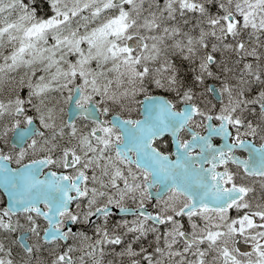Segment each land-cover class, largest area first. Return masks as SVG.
I'll use <instances>...</instances> for the list:
<instances>
[{
    "label": "snow or ice",
    "instance_id": "obj_1",
    "mask_svg": "<svg viewBox=\"0 0 264 264\" xmlns=\"http://www.w3.org/2000/svg\"><path fill=\"white\" fill-rule=\"evenodd\" d=\"M0 172V264H264V0H0Z\"/></svg>",
    "mask_w": 264,
    "mask_h": 264
},
{
    "label": "flooded vegetation",
    "instance_id": "obj_2",
    "mask_svg": "<svg viewBox=\"0 0 264 264\" xmlns=\"http://www.w3.org/2000/svg\"><path fill=\"white\" fill-rule=\"evenodd\" d=\"M154 94H164V95H167V93H160V92H156ZM171 98V97H169ZM140 99H142V96L140 97ZM66 107H69V106H66ZM139 107H137L135 109V111L133 112V117L134 118H138V114H139ZM82 122V118H77V123H81ZM248 139H251V137H248ZM167 140V144L164 143V141ZM213 142L214 143H219L220 142V139L219 137H213ZM255 143H260L261 141L259 140V138L256 139V141H254ZM157 144V146L161 147L162 150H169V151H173L174 150V145H171V138L168 137V136H165V137H160V138H157V140L154 142ZM194 151H199V149H194ZM247 152L244 151V150H240L237 152V155H241V156H247ZM171 158L175 159V156L173 155ZM26 162V161H25ZM9 167L11 168H17L19 167V165H17L15 163V161L13 160L12 162H10L9 164ZM55 170V169H53ZM43 171H47V168L43 169ZM3 180H4V174L2 172H0V207H3V205L5 203H7L8 201V196L4 190V183H3ZM42 206V205H41ZM132 207H134V205H130ZM131 218V217H129ZM46 226V223L42 222L41 223V227H44ZM41 235H43V233H41ZM31 242V241H29Z\"/></svg>",
    "mask_w": 264,
    "mask_h": 264
},
{
    "label": "rangeland",
    "instance_id": "obj_3",
    "mask_svg": "<svg viewBox=\"0 0 264 264\" xmlns=\"http://www.w3.org/2000/svg\"><path fill=\"white\" fill-rule=\"evenodd\" d=\"M161 2H162V0H161ZM213 81H211V79L208 81V83H212ZM210 98H211V100H210ZM208 99L213 103V104H217L213 99H212V97H211V95L210 94H208ZM217 106H218V104H217Z\"/></svg>",
    "mask_w": 264,
    "mask_h": 264
}]
</instances>
